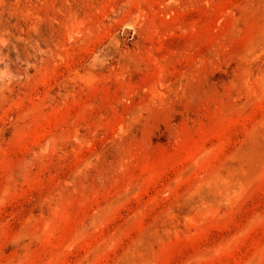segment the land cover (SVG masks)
Returning <instances> with one entry per match:
<instances>
[{
	"label": "rangeland",
	"instance_id": "374dc122",
	"mask_svg": "<svg viewBox=\"0 0 264 264\" xmlns=\"http://www.w3.org/2000/svg\"><path fill=\"white\" fill-rule=\"evenodd\" d=\"M0 264H264V0H0Z\"/></svg>",
	"mask_w": 264,
	"mask_h": 264
}]
</instances>
